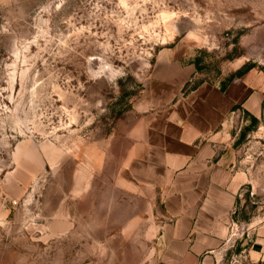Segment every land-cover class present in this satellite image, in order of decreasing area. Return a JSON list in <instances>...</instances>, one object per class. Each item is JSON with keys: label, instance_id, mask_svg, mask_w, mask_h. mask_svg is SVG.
Masks as SVG:
<instances>
[{"label": "rangeland", "instance_id": "374dc122", "mask_svg": "<svg viewBox=\"0 0 264 264\" xmlns=\"http://www.w3.org/2000/svg\"><path fill=\"white\" fill-rule=\"evenodd\" d=\"M176 46L209 80L260 84L246 154L264 216V0H0V264L145 263L152 233L112 155Z\"/></svg>", "mask_w": 264, "mask_h": 264}, {"label": "crops", "instance_id": "0c3cea01", "mask_svg": "<svg viewBox=\"0 0 264 264\" xmlns=\"http://www.w3.org/2000/svg\"><path fill=\"white\" fill-rule=\"evenodd\" d=\"M182 56L159 53L112 155L114 182L152 233L144 264H264L246 154L262 89L250 69L220 83Z\"/></svg>", "mask_w": 264, "mask_h": 264}, {"label": "trees", "instance_id": "16d2710c", "mask_svg": "<svg viewBox=\"0 0 264 264\" xmlns=\"http://www.w3.org/2000/svg\"><path fill=\"white\" fill-rule=\"evenodd\" d=\"M245 70H246V69H244V70H242V71L240 70L238 73L241 74V73H243Z\"/></svg>", "mask_w": 264, "mask_h": 264}]
</instances>
